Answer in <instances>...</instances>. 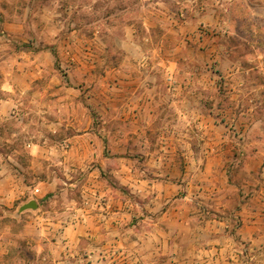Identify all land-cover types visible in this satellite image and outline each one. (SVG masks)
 Wrapping results in <instances>:
<instances>
[{"label": "rangeland", "instance_id": "374dc122", "mask_svg": "<svg viewBox=\"0 0 264 264\" xmlns=\"http://www.w3.org/2000/svg\"><path fill=\"white\" fill-rule=\"evenodd\" d=\"M14 2L27 3L30 8L26 13V26L19 29L21 31L6 28V51H15L16 54H6V60H0V82L2 71L16 70L18 61H29L41 49L48 54L47 57L42 56L43 75L32 83L31 90L22 95L17 93L16 99L21 101L18 114L0 119V151L16 153L9 158L0 156L5 168L13 171L17 168L15 164L19 163L23 169L18 170L30 184H33V176L54 177L63 189L57 188L51 194L59 197L64 202L63 206H68L71 199L81 201L85 184L96 176L126 194L129 186L118 182V173L113 171L112 164L92 173V168L75 167L74 170V166L66 161L70 148L68 136L83 129L98 132L111 127L97 118L100 109L95 101L103 96L101 91L104 87L102 62L95 60L88 71H78L75 81L69 82L66 66L59 59L60 51L56 52L54 45H43L42 41L50 40L54 34L62 36L73 29L79 52L94 38L96 43L93 42L92 47L97 54L100 53L98 37H101L108 42L109 53L116 55L121 51L118 40L121 29L133 21L139 25L138 50L146 59L140 68L156 74L153 93L159 104L155 109V122L145 126V136L134 141L136 152L131 156L125 154L127 156L117 159V162H129L132 158L139 178L163 177L151 170L156 169L154 160L158 155H151V152L157 147L165 153L162 159L169 162L168 168L171 169L167 175L170 179L183 178L181 174L186 169L185 180L191 183L198 181L194 167L213 163L212 181L219 188V197L227 200L229 212L237 208L238 197L252 194L264 180V0ZM42 4L51 9V12H42L47 16L45 20L37 8ZM18 14L22 13L10 12L6 17H17ZM141 15L152 22L148 39L142 38ZM13 34L18 36L14 39ZM26 81V77L15 78V83L23 86ZM63 84L75 89L60 90L61 96L78 93V86L84 85L86 90H91L88 93L90 100H86L90 101L86 105L92 116L91 122L70 124L62 116L72 108H62L54 103L55 94L51 92ZM38 87H45L47 91L34 95L33 90ZM142 95L146 96V93ZM80 96L83 98L82 93ZM43 103L52 105L38 108L37 105ZM56 115H61V118H56ZM51 118L52 122L46 121ZM122 127L129 130L132 125L128 123ZM31 142L44 148L47 157L32 158L26 150ZM126 144L127 153L131 141ZM115 145L116 141L104 140V154L111 156L109 151ZM189 167L191 170L187 169ZM188 193L192 203L198 197L202 199V206H205L206 199H210L205 195L195 196L194 187ZM206 194L209 195V190ZM29 195L30 192L26 196ZM3 208L6 216L1 219H6V224L17 233L22 221L13 220L8 207L2 203L0 214L4 213ZM9 243L3 264H50L47 260L31 257L34 250L28 247L32 246V240L19 238L14 244L13 241Z\"/></svg>", "mask_w": 264, "mask_h": 264}, {"label": "crops", "instance_id": "0c3cea01", "mask_svg": "<svg viewBox=\"0 0 264 264\" xmlns=\"http://www.w3.org/2000/svg\"><path fill=\"white\" fill-rule=\"evenodd\" d=\"M29 8L27 3L0 0V60H6V54H16L15 51H6V28L19 30L26 26ZM37 8L42 20L47 18L42 12H51L46 4ZM10 12L22 14L7 18ZM139 18L144 31L142 38L148 39L152 22L144 15ZM138 26L131 21L121 29L118 38L121 51L116 55L109 53L108 42L101 37H98L100 53L97 54L92 47L93 42L96 43L94 38L79 52L73 29L62 36L54 34L50 40L42 41L43 45H54L56 52L60 51L59 59L66 66L69 82L75 81L78 71H88L95 60L104 66L103 96L95 102L100 109L97 118L111 127L98 132L83 129L68 136V165L74 166V170L75 167L92 168L94 173L95 169L101 171L107 164H112L113 171L118 173V182L129 187L123 195L119 187L113 188L97 176L89 178L82 191V200L71 199L68 206H63L64 202L51 194L57 188L63 189L57 179L33 176V184H30L24 180L19 163L12 171L0 162V203L8 207L13 220L22 221L16 233L11 225L6 224V219H1L6 216L3 208L4 213L0 214V264L6 262L7 244L10 241L14 244L19 238L32 240L33 244L28 248L34 250L33 259H44L50 264H264V180L252 194L238 197L237 208L229 212L227 200L219 197V188L212 181L213 163L194 167L198 181L191 183L185 180L186 169L182 171L183 178L170 179L167 175L171 169L168 168L169 162L162 159L165 153L157 147L151 152V155H158L154 160L156 169L151 170L163 177L139 178L132 158L129 162H117V159L136 152L134 141L144 137V128L155 122V109L159 104L153 93L156 74L140 68L146 59L138 50ZM16 36L13 34L12 38ZM47 54L45 49L38 50L29 61H18L16 70L2 71L1 120L18 114L21 101L16 99V95L31 90L32 83L43 75L42 56L47 57ZM17 77H26V85L15 83ZM51 87L54 88L53 85ZM68 88L75 89L63 84L51 92L55 94L54 103L62 108H72L62 116L70 124L91 122L92 116L86 105L90 102L86 100H90L88 93L91 90H86L83 85L78 86V93L72 96L59 94L60 90ZM33 91L34 95H42L47 89L38 87ZM51 105L43 103L37 106L49 108ZM56 116L61 118V115ZM46 121L52 122L53 119ZM128 123L132 128L123 130L122 125ZM104 140L116 141L117 145L109 151L111 156L104 154ZM128 141L131 144L126 153ZM26 150L34 159L47 157L45 149L35 143H28ZM2 155L9 158L16 153L0 151ZM187 169L191 170V167ZM192 187L195 196H209L205 206L201 205L199 197L193 203L189 200L192 197L188 192ZM184 189L188 192H183ZM206 190H209V195ZM29 192L31 195L26 196ZM31 199L35 200L36 208L19 210Z\"/></svg>", "mask_w": 264, "mask_h": 264}, {"label": "water", "instance_id": "95a60500", "mask_svg": "<svg viewBox=\"0 0 264 264\" xmlns=\"http://www.w3.org/2000/svg\"><path fill=\"white\" fill-rule=\"evenodd\" d=\"M36 207H37V204H36L35 200L31 199V200H28L27 202L23 203L19 207V210H23L26 208H36Z\"/></svg>", "mask_w": 264, "mask_h": 264}, {"label": "built area", "instance_id": "2783aa9c", "mask_svg": "<svg viewBox=\"0 0 264 264\" xmlns=\"http://www.w3.org/2000/svg\"><path fill=\"white\" fill-rule=\"evenodd\" d=\"M35 191H37V189Z\"/></svg>", "mask_w": 264, "mask_h": 264}]
</instances>
